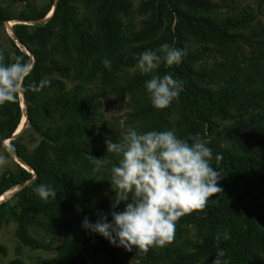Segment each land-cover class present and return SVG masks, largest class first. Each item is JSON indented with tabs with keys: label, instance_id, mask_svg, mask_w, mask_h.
Masks as SVG:
<instances>
[{
	"label": "trees",
	"instance_id": "1",
	"mask_svg": "<svg viewBox=\"0 0 264 264\" xmlns=\"http://www.w3.org/2000/svg\"><path fill=\"white\" fill-rule=\"evenodd\" d=\"M18 2L26 3L19 13L13 10ZM234 3L142 0L136 9L133 0H49L44 5L39 0H0V32L5 23L19 22L13 27V52L0 41L5 63L19 56L31 65L16 102L0 106V149L9 140L29 168L0 171V198L18 188L12 199L0 203V233L15 225L17 255L23 248L56 253L41 264H87L86 256L99 259L95 264H128L127 256H140L148 264H213L222 249L228 264H264V25L258 33L239 32L250 28L253 16L225 13L227 6L235 10ZM241 40L250 48L246 55L240 53ZM165 43L186 55L179 65L162 63L157 73L179 79L183 90L167 109L158 110L144 88L149 77L128 78V73L139 53ZM104 59L110 68L104 67ZM118 73L128 79L119 95L130 96L134 128L175 129L185 139L199 133L213 156H222L212 161L224 177L222 194L210 197L203 210L180 218L179 245L172 241L146 253L127 252L81 227L91 214L111 220L115 194L108 182L117 157L107 154L109 163L95 173L90 157L106 155V138L119 140L98 126L100 97L105 88L113 89L115 79L122 80ZM41 79L50 84L39 92L29 89ZM24 117L28 128L14 137ZM27 132L33 150L22 142ZM42 183L52 187L56 198L36 194ZM102 196L107 198L100 203ZM102 204L109 207L107 213ZM190 225L197 228V242L186 237L184 229ZM0 253L8 255L4 246ZM9 264L26 263L16 258Z\"/></svg>",
	"mask_w": 264,
	"mask_h": 264
},
{
	"label": "clouds",
	"instance_id": "2",
	"mask_svg": "<svg viewBox=\"0 0 264 264\" xmlns=\"http://www.w3.org/2000/svg\"><path fill=\"white\" fill-rule=\"evenodd\" d=\"M185 55L184 49L165 43L158 50L148 49L136 56V68L149 77L144 88L155 109H167L183 90L182 81L168 73L161 76L157 70L162 63L168 67L179 65ZM11 61L5 63L4 49L0 48V106L16 102L21 83L31 72L30 63L21 57ZM102 63L105 68L111 66L108 59ZM49 84V80L41 79L31 83L29 89L39 92ZM105 146L103 158H90L95 173L109 163L107 154L117 157L108 182L115 194L111 220L98 213L95 223L84 217L81 227L113 247L144 253L163 248L173 241L181 217L203 210L210 197L222 194L219 182L224 177L212 163L221 161L222 156H213L208 141L199 133L185 139L175 129L142 132L129 126L119 140L106 138ZM10 154L11 150L8 155L0 153V171L10 165ZM34 191L45 200L56 198L47 184H39ZM120 205L123 210L117 211ZM225 256L224 250H218L213 264H228Z\"/></svg>",
	"mask_w": 264,
	"mask_h": 264
},
{
	"label": "rangeland",
	"instance_id": "3",
	"mask_svg": "<svg viewBox=\"0 0 264 264\" xmlns=\"http://www.w3.org/2000/svg\"><path fill=\"white\" fill-rule=\"evenodd\" d=\"M142 0H133L134 3V8H138L139 4ZM49 0H39V4L44 5L48 4ZM26 3L23 2H18L16 5L13 7V10L16 11L17 13L23 11L25 9ZM233 7H235V10L232 11V9L227 6L224 7L225 13H228L230 15H235V14H241L243 12H251L253 16V22L250 25L249 29H242L239 32L244 33L245 35H249L251 33V30L254 32L258 33L259 28L264 25V0H235V3L233 4ZM85 13V11H84ZM81 14H83V11H81ZM52 14H50L44 21L45 23L48 19H50ZM142 18H140L141 20ZM19 22L17 21H11L5 23L4 29L1 30L0 32V41L2 44V47L5 48L9 53L13 52V46L11 41L15 40V37L13 35V27L18 24ZM251 29V30H250ZM19 47H21L18 44ZM239 49L241 50L240 53L243 55H246L249 53V46L248 43H246L245 40H241L240 44H238ZM129 77L131 78L134 75L141 74L138 68H136V65L133 66L129 70ZM118 77H125L123 76L124 73H118ZM119 79V78H118ZM122 79V78H121ZM118 80L115 79L114 82L112 83L113 89L110 90L109 88H105L104 91L107 93L104 94V96H101V102H102V119L98 123V126L102 128V132H104L105 135L107 136H117L118 139L122 137V135L125 133L126 129L131 126L135 127V125L130 123L131 120V115H132V109L128 106V102L130 101V96L128 94L125 95L124 99L121 98L120 91L128 84V79H122L121 81L117 82ZM23 102V100H22ZM23 110L25 112V105L23 104ZM25 124L23 125V130L28 128V121L27 118ZM131 124V125H130ZM20 131L18 134L16 133L14 137L18 136L21 134ZM30 132H27L25 136L23 137L22 142L28 146L29 150H33L35 147V144H33L30 140ZM228 149L233 150V147L229 144L225 145ZM9 150H11L10 154V165L3 170L4 173H11L17 170L18 166L23 167L25 169H29L26 165L23 164V162L13 153L11 147H10V142L9 140L4 143V147L0 149V153H3L5 155L9 154ZM18 191V188L8 192L5 194L3 197L0 198V203L6 200H10L13 198V195ZM107 197L102 196L99 198L100 203H102V200H105ZM104 210H109V207L103 206ZM105 210L104 213H107ZM98 213V211H96ZM96 216L95 214H91L90 220L91 222L95 223L96 221ZM15 230L16 227L13 223H10L9 225L5 226L3 230L0 233V246H4L7 251L8 255L4 257L0 253V264H9L12 260L16 258L22 259L26 264H41L44 259L47 258H53L55 256V252L52 253H44V252H32L28 249H21L20 255H17V249L19 247L18 240L15 236ZM187 231L186 237L191 239L193 242H197L199 240V233L197 231V228L195 226H188L184 229ZM183 236V235H181ZM178 234V231L175 229V235L173 239V244L179 245L183 239H180L181 237ZM151 249L148 251L150 252ZM128 261V264H148V261L143 259L140 256L136 257H125ZM86 261L87 264H95L99 261V259H92L90 256H86Z\"/></svg>",
	"mask_w": 264,
	"mask_h": 264
},
{
	"label": "bare ground",
	"instance_id": "4",
	"mask_svg": "<svg viewBox=\"0 0 264 264\" xmlns=\"http://www.w3.org/2000/svg\"><path fill=\"white\" fill-rule=\"evenodd\" d=\"M25 122H26V119L25 118H23L22 119V122H21V124H20V127H19V129H18V131L16 132L17 134L20 132V131H22V129H23V125L25 124Z\"/></svg>",
	"mask_w": 264,
	"mask_h": 264
}]
</instances>
